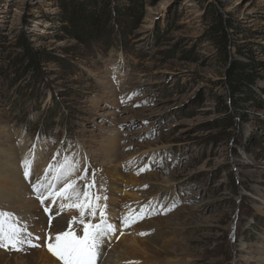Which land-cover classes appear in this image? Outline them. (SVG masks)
<instances>
[{"label":"rangeland","instance_id":"rangeland-1","mask_svg":"<svg viewBox=\"0 0 264 264\" xmlns=\"http://www.w3.org/2000/svg\"><path fill=\"white\" fill-rule=\"evenodd\" d=\"M100 1L109 34L86 45L63 28L61 0H0V148L43 143L53 167L86 150L97 178L116 149L104 191L159 195L140 222H163L189 264H264V0ZM130 6L138 18L116 23ZM218 13L222 54L208 32ZM21 35L47 57L30 69L15 65ZM234 61L251 84H230ZM107 219L122 230L121 215Z\"/></svg>","mask_w":264,"mask_h":264},{"label":"bare ground","instance_id":"bare-ground-1","mask_svg":"<svg viewBox=\"0 0 264 264\" xmlns=\"http://www.w3.org/2000/svg\"><path fill=\"white\" fill-rule=\"evenodd\" d=\"M20 142V145L15 147L18 152L0 148L2 155L0 157V209L15 214L20 226L32 233V236L27 237V239L31 241V244L37 246L32 247L31 244L25 242L13 247L7 241H4V246H0V264H62L46 246V235H48V232H46L47 214L45 213V215L41 210H37L36 195L31 188V182H34L36 176L43 179L46 174L49 177L54 174L49 172L48 169L50 165H54L53 163L50 164V161L56 160L57 156L44 153L42 149L43 143L37 145V148L31 149L28 138L23 139L20 137ZM10 148L13 149L14 147L10 146ZM83 152L87 151L82 150V152H77L76 156L69 157L79 165V168L71 177L72 179L81 176L87 164V156L83 155ZM15 156H18L17 159ZM26 156L33 160V176L29 179L24 177L21 166L22 159ZM122 158L123 156L116 149L102 150L98 159L100 167L97 168L100 178L95 177L97 187L89 189V191H99L102 197H107L106 200H101V204L107 205L106 212H116L123 218L128 212L126 206L137 210L141 208L147 209L149 204L153 206L154 202L161 199H159V195L153 196V193L150 194L149 198L145 197L146 191L141 188L142 186H135L133 191L125 190L127 194L123 198H119L116 195L112 196L111 192L106 193L104 191L109 186L108 178L111 179V177L118 175V164H114L120 162ZM62 162L60 161L59 163ZM87 180H90V178L86 176L84 181H78V183L83 185ZM138 182L143 183V181L136 180V183ZM114 190H118V188L113 189V194H115ZM151 196L154 198H151ZM67 211V209L64 210L63 214L58 218L59 225L56 224L55 220L53 221V229L50 230L53 234L58 228L64 227L71 217L79 215L78 210H69L71 214H68ZM140 221L141 218L135 219L134 222H129L127 225H122L119 221V226L122 230H116L106 241L97 264L190 263L187 256L181 254V249L176 239H172L170 242L164 241L166 233L160 232L163 222L159 220L151 224L147 221L142 223ZM111 223L114 224L113 221ZM166 232L172 233L174 231L167 227ZM141 233L144 234L141 235ZM21 235L23 236L24 233ZM36 237H39V239H36Z\"/></svg>","mask_w":264,"mask_h":264},{"label":"snow or ice","instance_id":"snow-or-ice-1","mask_svg":"<svg viewBox=\"0 0 264 264\" xmlns=\"http://www.w3.org/2000/svg\"><path fill=\"white\" fill-rule=\"evenodd\" d=\"M32 165L33 160L28 156L22 159L21 166L26 179L33 176ZM78 168L77 162L65 157L64 161L55 167L49 166L48 171L54 173L51 177L47 174L43 179L36 176L34 182H31V188L42 205L48 202L44 207V212L47 214L46 246L48 250L62 264H97L103 252V246L117 229L106 219L107 205L101 204V200H106L107 197H102L99 191H89L97 187L95 173H92L90 180L80 185L78 181L85 180L88 169L84 168L81 176L72 179ZM126 207L128 212L120 220L122 225L143 218L144 208L137 210L130 206ZM66 209L78 210L79 215L71 217L64 227L58 228L53 234L50 231L53 229V221L55 220L59 225L58 218ZM22 233H24L23 236ZM29 236H32V233L20 226L15 214L0 209V246H4V241L13 247L25 242L31 244V241L27 239ZM31 246L37 245L31 244Z\"/></svg>","mask_w":264,"mask_h":264},{"label":"trees","instance_id":"trees-1","mask_svg":"<svg viewBox=\"0 0 264 264\" xmlns=\"http://www.w3.org/2000/svg\"><path fill=\"white\" fill-rule=\"evenodd\" d=\"M97 2L98 0H61L60 2L62 8L61 21L66 24L63 28L67 30V33H69L72 38L77 39L79 43L86 45L90 43H99L100 41L102 43L104 34H109L111 16L109 17L106 14L104 6H102L100 10L94 8ZM100 2L107 4V0H101ZM122 10H124V14L120 13L121 10H115V20H118L115 22L121 24V26H125L130 20L133 21L138 18V12L134 7L130 6ZM224 22L221 14H214L213 24H211L208 30V32L212 34L210 36L211 39L219 47L220 54L228 52L227 27L223 25ZM17 43L19 46H23L24 50L16 54L15 65L17 64L21 68L30 69L34 66L38 58L39 60L47 58L38 50L34 52L31 51L24 35H21ZM228 77L233 88H239L242 84H251L253 81V76L251 72L248 71L247 65L238 61H234L231 64ZM236 90L234 89V91ZM224 108L227 111L225 105ZM224 108H222V110H225ZM231 121L232 119L229 122L231 123Z\"/></svg>","mask_w":264,"mask_h":264}]
</instances>
